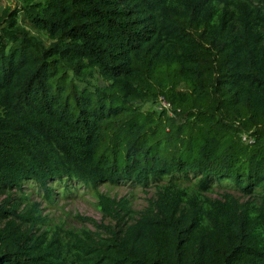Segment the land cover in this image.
Returning <instances> with one entry per match:
<instances>
[{
	"label": "trees",
	"instance_id": "obj_1",
	"mask_svg": "<svg viewBox=\"0 0 264 264\" xmlns=\"http://www.w3.org/2000/svg\"><path fill=\"white\" fill-rule=\"evenodd\" d=\"M26 183L157 191L134 220L98 193L96 230L8 200L0 264H264V0L0 6V193Z\"/></svg>",
	"mask_w": 264,
	"mask_h": 264
},
{
	"label": "rangeland",
	"instance_id": "obj_2",
	"mask_svg": "<svg viewBox=\"0 0 264 264\" xmlns=\"http://www.w3.org/2000/svg\"><path fill=\"white\" fill-rule=\"evenodd\" d=\"M20 0H1L2 8L10 7L11 9L19 6ZM34 34L44 38L42 34L34 31ZM100 87L105 84L98 81ZM162 101V100H161ZM160 108L164 106V102H159ZM246 142V141H245ZM64 184L55 186V199L48 201L45 199L44 191L40 190L33 183H26L22 190L5 191L0 193V205L4 203L17 204L21 203V209H32L34 205H39V210L45 223L39 224L38 227L42 230L61 228L65 231H77L83 228L96 230V227L87 218L95 220L97 223L108 224L110 221L104 219L99 207L97 194L102 193L120 200L126 197L130 201V206L133 210V220L139 217L148 205L149 201L155 197L157 186L149 185L147 187L140 186L135 183H127L113 185L110 183L101 184L97 188H87L85 186H74L70 188V193H63ZM223 188H217L212 192V196L219 197Z\"/></svg>",
	"mask_w": 264,
	"mask_h": 264
},
{
	"label": "built area",
	"instance_id": "obj_3",
	"mask_svg": "<svg viewBox=\"0 0 264 264\" xmlns=\"http://www.w3.org/2000/svg\"><path fill=\"white\" fill-rule=\"evenodd\" d=\"M164 102V106L163 107H170L169 104H167L163 99H161ZM160 101V102H162ZM243 140L246 141L247 143H252L253 142V138L249 137L248 135H244L243 136Z\"/></svg>",
	"mask_w": 264,
	"mask_h": 264
}]
</instances>
